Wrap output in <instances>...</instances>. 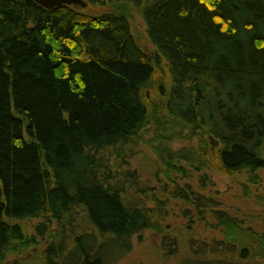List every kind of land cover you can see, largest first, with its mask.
<instances>
[{
  "label": "trees",
  "instance_id": "obj_1",
  "mask_svg": "<svg viewBox=\"0 0 264 264\" xmlns=\"http://www.w3.org/2000/svg\"><path fill=\"white\" fill-rule=\"evenodd\" d=\"M84 1L0 0V264L38 239L43 264H110L144 230L173 251L176 209L215 230L186 226L181 264H264V0Z\"/></svg>",
  "mask_w": 264,
  "mask_h": 264
},
{
  "label": "rangeland",
  "instance_id": "obj_2",
  "mask_svg": "<svg viewBox=\"0 0 264 264\" xmlns=\"http://www.w3.org/2000/svg\"><path fill=\"white\" fill-rule=\"evenodd\" d=\"M153 1L154 0H147V2L149 3ZM132 16L131 26L135 36L139 40L142 48L152 54L154 52V47L146 35V26L141 15H139L138 13H133ZM147 134L150 135L151 131H148ZM169 144L175 147L176 145H178V142H171ZM153 158L154 156L152 151L142 145L138 155L133 161V166L141 168L143 172H147V174H149L150 170H152L151 162L149 161V159L152 160ZM210 175L212 176L214 182V186L210 189L213 191L216 197L225 198L228 195L226 192L229 188V180L223 175L213 173H210ZM252 207L253 205H251V208ZM38 221V219L28 218L19 220L18 222L23 226L24 231L27 235H33ZM165 222L171 227L170 235L175 236L177 239L175 243L176 245L172 246L173 251L165 249L161 245L159 235L153 233L150 230H144L139 234L133 235L130 240V246H124L125 248L119 250L118 257L116 258L115 262H110V264H181L185 259L191 256V250L187 241L188 236L185 231L186 226L190 225V227L197 231V234H200L201 236H215V230L207 228L199 224L197 221H191L189 218L181 217V213L177 209L168 213ZM179 232H181L182 234L180 235ZM42 245V239H38V245L28 248L21 255V257H15L16 263L10 264H27L26 260L29 258V264H43L39 260L36 261V258L39 257V253L41 252ZM4 264H7V261Z\"/></svg>",
  "mask_w": 264,
  "mask_h": 264
},
{
  "label": "water",
  "instance_id": "obj_3",
  "mask_svg": "<svg viewBox=\"0 0 264 264\" xmlns=\"http://www.w3.org/2000/svg\"><path fill=\"white\" fill-rule=\"evenodd\" d=\"M34 1L46 8H53L61 4H75L84 7L87 4L84 0H34Z\"/></svg>",
  "mask_w": 264,
  "mask_h": 264
}]
</instances>
